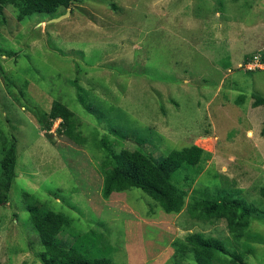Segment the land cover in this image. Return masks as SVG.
<instances>
[{
  "label": "rangeland",
  "instance_id": "rangeland-1",
  "mask_svg": "<svg viewBox=\"0 0 264 264\" xmlns=\"http://www.w3.org/2000/svg\"><path fill=\"white\" fill-rule=\"evenodd\" d=\"M16 15L0 13V149L17 146L0 203V264H46L34 205L65 215L58 238L81 240L90 259L172 264L173 242L201 233L238 264H264V106L253 98L264 97V65L246 64L264 57V0H85L55 18ZM54 100L74 112L84 143L60 135V120L43 131L34 113ZM104 140L157 161L193 146L212 157L177 173L187 204L167 214L139 189L103 198ZM188 173L198 174L191 185ZM194 195L242 199L263 214L238 240L225 219L191 216Z\"/></svg>",
  "mask_w": 264,
  "mask_h": 264
},
{
  "label": "trees",
  "instance_id": "trees-1",
  "mask_svg": "<svg viewBox=\"0 0 264 264\" xmlns=\"http://www.w3.org/2000/svg\"><path fill=\"white\" fill-rule=\"evenodd\" d=\"M80 2L85 0H0V13L11 6L16 10L19 22H24L35 14L55 18L59 11H67ZM255 56H251L246 64L252 62ZM261 62L264 64V57L261 58ZM0 72L4 73L1 67ZM78 91L79 99L85 105L82 88L79 87ZM244 98L240 96L239 102H243ZM253 98L254 107L264 106V97L254 95ZM86 108L91 110L89 106ZM34 115L46 133L51 130L55 121L60 120L58 129L60 135L84 143L74 112L61 101L54 100L50 111L38 110ZM104 145L108 153L102 163L103 198L108 200L113 193L139 189L159 204L167 214H180L187 204L188 191L185 188H178L174 183L177 173L180 170L188 172L187 169L190 167L203 164L212 157V153L193 146L180 151L175 150L163 160L157 161L140 150L115 151L108 146L106 140ZM16 164V143L8 142L0 149V203L7 199V194L15 181ZM189 175L188 173V180H185L186 185L187 182L191 185L198 176L197 174L191 178ZM260 195L264 198V187L260 189ZM188 211L197 220L225 219L231 234L238 240L246 235L250 217L254 214H263L242 199H211L204 196L196 198L195 195L192 196ZM29 212L35 231L45 248L41 255L46 264H113L108 259H90L89 252L82 249L84 243L81 240H78L77 244L75 242L70 244L65 241L66 238L62 240L58 238L71 222L65 215L49 209L41 210L37 205L30 207ZM172 247L175 250L172 264H183V260L190 264H238V261L243 263L242 257L232 254L222 240L206 237L201 233H193L185 239H178L173 242Z\"/></svg>",
  "mask_w": 264,
  "mask_h": 264
},
{
  "label": "built area",
  "instance_id": "built-area-1",
  "mask_svg": "<svg viewBox=\"0 0 264 264\" xmlns=\"http://www.w3.org/2000/svg\"><path fill=\"white\" fill-rule=\"evenodd\" d=\"M264 64L261 62V55H256L254 60L248 63L247 68L249 70H254L255 68H261Z\"/></svg>",
  "mask_w": 264,
  "mask_h": 264
},
{
  "label": "water",
  "instance_id": "water-1",
  "mask_svg": "<svg viewBox=\"0 0 264 264\" xmlns=\"http://www.w3.org/2000/svg\"><path fill=\"white\" fill-rule=\"evenodd\" d=\"M69 13V11L67 12V14ZM67 14H65V15H63V16H60V17H58V18H56V19H53L52 20V22H59V21H61V19L63 20L65 17H67Z\"/></svg>",
  "mask_w": 264,
  "mask_h": 264
}]
</instances>
